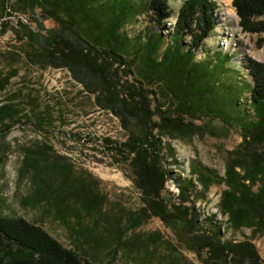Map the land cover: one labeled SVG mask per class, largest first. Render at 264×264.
Instances as JSON below:
<instances>
[{
    "label": "trees",
    "instance_id": "1",
    "mask_svg": "<svg viewBox=\"0 0 264 264\" xmlns=\"http://www.w3.org/2000/svg\"><path fill=\"white\" fill-rule=\"evenodd\" d=\"M232 5L244 32H264V0H233ZM0 9L31 23H41L40 17L54 23L36 33L18 19L29 40L27 58L42 67L62 61L86 91L97 92L98 100L132 123L133 131L115 149L127 152L135 185L155 215L167 224L181 215L190 226L197 223L193 242L197 252L206 255L203 262L264 264L249 239L222 240L218 229L198 226L192 212L188 218L191 208L183 205L189 199L186 188H180L179 204L168 203L164 195L170 194L165 186L169 171L161 154L164 137L203 135L207 122L236 128L241 142L228 152L223 178L197 165L189 172L203 188L218 181L225 184L218 207L232 228H251L253 236L264 233V62L247 59L249 81L231 66L230 53L218 50L195 59L196 50L216 27L215 0H184L168 40L159 30L171 16L168 0H0ZM142 12L154 27L129 36L124 28ZM245 92L251 113L242 105ZM17 114L12 102L0 104V124L5 127ZM32 153L28 150L23 169L38 174V160ZM43 197L53 200L61 214L68 211L65 203L70 199L87 213L94 208V193L86 185L64 182L59 188L50 187ZM0 264L93 263L40 225L0 215Z\"/></svg>",
    "mask_w": 264,
    "mask_h": 264
},
{
    "label": "rangeland",
    "instance_id": "2",
    "mask_svg": "<svg viewBox=\"0 0 264 264\" xmlns=\"http://www.w3.org/2000/svg\"><path fill=\"white\" fill-rule=\"evenodd\" d=\"M183 1L168 0L171 16L159 28L167 40ZM232 1L215 0L216 27L196 50L195 59L213 56L218 50L230 53L231 66L250 81L245 64L249 58L264 62V32H244ZM19 18L35 32L54 26L50 19L40 17L41 23H31L20 14L10 16L0 9V104L12 102L18 110L5 122L9 127L0 124V215L40 225L93 264H222L202 261L206 255H200L193 242L197 223L190 226L181 215L167 224L147 206L135 185L130 157L115 149L133 131L132 123L98 100L97 92L86 91L62 61L44 67L32 63ZM146 27L154 25L142 12L124 31L133 36ZM40 40L36 37L37 43ZM243 96V108L251 113L249 93ZM203 124V135L162 139L163 165L169 171L166 201L179 204L180 188H186L189 199L183 205L191 208L188 218L193 213L198 226L218 229L222 240L249 239L264 260V233L253 236L251 228L234 229L219 212L225 184L218 181L203 188L189 172L197 165L223 178L228 152L241 142L236 128ZM28 150L38 160V174L23 169ZM64 182L92 189L91 212L70 199L65 203L68 211L61 214L53 200L43 197L50 187L59 188Z\"/></svg>",
    "mask_w": 264,
    "mask_h": 264
},
{
    "label": "built area",
    "instance_id": "3",
    "mask_svg": "<svg viewBox=\"0 0 264 264\" xmlns=\"http://www.w3.org/2000/svg\"><path fill=\"white\" fill-rule=\"evenodd\" d=\"M171 25V24H170ZM166 28H169V27H166Z\"/></svg>",
    "mask_w": 264,
    "mask_h": 264
}]
</instances>
